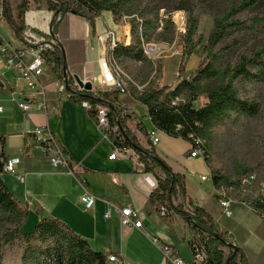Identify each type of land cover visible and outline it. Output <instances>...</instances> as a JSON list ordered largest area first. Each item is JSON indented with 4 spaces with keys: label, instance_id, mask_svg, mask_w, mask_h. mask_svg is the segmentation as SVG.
<instances>
[{
    "label": "crops",
    "instance_id": "0c3cea01",
    "mask_svg": "<svg viewBox=\"0 0 264 264\" xmlns=\"http://www.w3.org/2000/svg\"><path fill=\"white\" fill-rule=\"evenodd\" d=\"M10 7L16 19L17 10L11 0ZM27 15L32 16L33 31L49 32L53 13L47 8L27 9L24 13L25 27ZM107 27L115 28L121 43L130 42L129 24L115 23L109 11H103L95 18L93 31L84 18L74 13L63 15L55 37L62 49L63 62L67 65V77L74 79L77 75L98 88L100 71L97 59L106 51V43L100 37ZM0 41L9 43L24 61H29L25 43L2 15L1 3ZM4 61V56L0 54L3 152L6 159L19 158L16 171L23 174V179L4 172L0 177L13 197L28 208L26 220L34 224L36 215L38 220L58 219L85 239L92 249L106 255L115 254L124 264H172L163 256V245H171L186 262L192 259L189 241L194 232L177 207L187 210L188 206L196 204L211 216L227 241L239 249L242 264H264V216L237 201L231 204L232 215L226 216L219 204L221 195L218 192H234L222 185H213L211 177L201 180L202 175L212 174L211 169L201 157L188 156L189 141L160 130L159 141L151 145L149 137L136 125L137 118L146 116L143 119L145 130L148 132L153 128L145 105L134 98L133 102H123L119 97L121 94L115 93V104L123 114H127L126 125L135 134L138 143L145 149H153L157 157L179 177L185 194L177 188L170 201L151 199L155 179L164 178V174L158 167L145 170L133 147L121 146L125 153H116L109 158L119 146L111 136L102 135L91 112L80 103L74 104L69 100V89L58 92L61 81L48 63L37 80L27 81L19 76L15 65L4 68ZM40 86L43 98L38 95ZM22 103L30 104V108L23 110L20 107ZM40 103L43 105L39 106ZM53 108H56L55 112ZM37 126L51 131L70 163L78 165L77 170L71 173L64 166L53 167L48 157L40 152L24 153L26 146L32 142L29 133ZM85 189L96 197L94 206L89 210L79 202ZM160 205L165 207V214H161ZM123 206L139 210L142 227H126L119 223L116 210ZM107 210L111 213L109 218L104 217Z\"/></svg>",
    "mask_w": 264,
    "mask_h": 264
},
{
    "label": "trees",
    "instance_id": "16d2710c",
    "mask_svg": "<svg viewBox=\"0 0 264 264\" xmlns=\"http://www.w3.org/2000/svg\"><path fill=\"white\" fill-rule=\"evenodd\" d=\"M49 12L56 13L50 34L44 35L47 39L55 38L56 28L66 13H74L94 29V20L101 12L109 11L115 23L123 18L130 27V42H119L114 48L115 58L119 63L140 62L148 71L153 70L151 61L146 57L143 43L153 41L171 44L180 36L184 52L190 56L196 44L193 37L197 30L199 15L211 14L213 26L203 47L204 61L201 62L193 74L183 78L173 88L168 86H149L136 94L135 99L146 106L150 124L164 133L180 137L191 142L189 134L203 141L201 149L207 158L206 142L212 136L213 128L226 122L239 119H251L259 116L262 103L259 99L242 95L240 85L246 83H264V14L260 16L241 18L247 10L261 7L264 10V0L230 1L219 7L217 0H44ZM214 1V2H213ZM212 2V3H211ZM2 15L12 27L15 34L21 38L24 29V13L28 9V0H21L17 6V15L14 18L10 0H0ZM185 13V31L177 29L172 13ZM250 34L256 41L254 45L242 49L235 62L220 65V51L239 50L242 41L233 38L226 43L231 35ZM52 71L59 81L67 84L71 91L69 100L80 103L87 100L91 104L98 102L108 103L110 121L118 125L121 138L115 140L118 146L133 147L145 170L158 167L164 178H158V187L150 194L152 200L160 202L170 201L176 189L184 195L185 191L179 177L171 172L167 165L159 163L153 149H145L136 136L126 125L127 114H120V110L112 105L106 92H99V96L87 99L83 92L72 88L71 76L64 77L62 71L63 56L59 43L52 50L42 51ZM148 72L145 75L147 79ZM118 93L117 90L113 91ZM203 96L206 102L195 107L194 101ZM178 100L172 104V100ZM98 99V101H97ZM95 118V113L91 112ZM137 118V128L147 137L143 119ZM4 137L0 133V175L6 157L3 152ZM161 162L162 159L159 158ZM164 162V161H163ZM239 177L252 172L253 167L235 169ZM241 174V175H240ZM238 177V178H239ZM212 173L211 180L215 186L236 187L237 180ZM172 182V184H171ZM259 213H264V196L254 199L250 203ZM192 213L177 207V211L184 218L189 228L194 232L193 238L203 246L207 264H242L239 249L229 243L225 234L213 223L211 216L196 204H191ZM28 214V208L21 205L7 189L0 177V264H108L106 254L91 248L89 243L75 234L68 226L53 218H42L34 226L31 233L22 231ZM191 240L189 243H191ZM20 245L18 262H5V252L14 245ZM226 245L228 254L225 256L219 248ZM233 254V255H232ZM232 255V256H231Z\"/></svg>",
    "mask_w": 264,
    "mask_h": 264
},
{
    "label": "built area",
    "instance_id": "2783aa9c",
    "mask_svg": "<svg viewBox=\"0 0 264 264\" xmlns=\"http://www.w3.org/2000/svg\"><path fill=\"white\" fill-rule=\"evenodd\" d=\"M32 22V16L28 17L27 15V26L21 33V40L25 43V50L30 56L29 61H24L20 57V53H18L17 50L15 51L9 45V43L0 41V54H2L5 59L3 64L4 68L15 65L18 68L19 76L27 81L37 80V77H39L43 73V68L46 65L47 61L41 55V52L52 50L54 45L58 43V39L56 37H50L49 39H47L44 35H42L43 33L40 34L33 31ZM44 33L49 35L48 31ZM100 38L102 41H106V51L104 55L97 59L100 71V80L96 85L98 87L96 89L94 88L95 84L90 81L92 83V90L90 94L92 93L93 96L98 97L100 91L112 93L115 90H117L120 94L126 93V81L128 79V76L124 73L120 63L117 61L114 55V48L120 42L119 37L116 35L113 29L109 28L105 30L103 36ZM144 46H147V48H149V43H143V49ZM177 53H179V51H177ZM175 76L177 83H179L183 78H188L190 75L183 76L179 73L178 70H176ZM177 83L172 85L170 88H173ZM66 86L67 84L62 81L58 85V92H63ZM72 88L75 91L84 92L82 87L79 86L75 79H73ZM38 95L43 98V89L41 86L38 90ZM177 100L178 98L172 100V104H174ZM41 105H43V103L39 104V106ZM80 105L87 111L95 113L96 125L104 137L111 136L114 141L121 138V133L118 130V125L110 121L111 108L108 103L98 102L95 104H91L87 100H82L80 102ZM112 105L115 107V104L112 103ZM20 107L23 110H26L30 108V104L22 103L20 104ZM53 111L55 112L56 108H53ZM120 114L123 115L121 110ZM159 132L160 130L155 127L147 132L151 145H155L159 141ZM29 135L32 142L29 143L24 149L25 154L31 155L35 152H40L48 157V160L53 167L64 166L71 173H73L74 170L78 169L77 164L70 163L68 157L66 156L57 139L50 130H44L43 127L37 126L32 131H30ZM189 137L191 138V142H189L190 151L188 153V156L191 158L199 156L203 159V151L201 149L203 141L199 138H195L192 134H189ZM116 153L124 154L125 150L123 147L119 146L114 150L109 158H113ZM18 162L19 158L17 157L7 158L4 162L2 170L4 173L14 174L17 179L22 180L23 174L17 173L16 171V164ZM211 176L212 174H210L209 176L202 175L200 178L201 180H205ZM155 180L156 181L154 182V188L156 189L158 187V178H156ZM228 189L234 192V194L225 190L218 192L221 195L219 204L226 216L232 215L231 204L232 202L236 201L247 205L253 211L264 216V213H259L250 204L252 200L261 199L264 196V181H261L255 172H249L241 175L237 180L236 187H228ZM95 200V195H93L86 189L79 198V202L84 207V209L87 210L91 209L94 206ZM159 209L161 214H165L164 206L160 205ZM187 211L192 213V207L188 206ZM116 213L118 214V221L122 226H133L136 228L142 227V221L140 219V212L138 209L132 208L130 206H123L117 209ZM110 216L111 213L109 210L104 212L105 218H109ZM189 246L192 251V260L190 262H186L180 256H178L176 250L171 245H163L161 247V251L164 258L172 264H207V258L203 246H201L195 240H191ZM219 248L223 251L225 256L228 254V248L226 245H221L219 246ZM226 250L227 253H225ZM106 260L107 263L110 264H124L117 258L115 254H108L106 256Z\"/></svg>",
    "mask_w": 264,
    "mask_h": 264
},
{
    "label": "rangeland",
    "instance_id": "374dc122",
    "mask_svg": "<svg viewBox=\"0 0 264 264\" xmlns=\"http://www.w3.org/2000/svg\"><path fill=\"white\" fill-rule=\"evenodd\" d=\"M11 1L13 7L17 10V6L21 0ZM229 2L228 0H217L216 5L223 7V5ZM46 6L44 0H28L27 7L34 11L40 8H46ZM262 14H264V10L261 7H256L242 13L240 17L250 18ZM172 19L177 29L185 31V13L183 11H174L172 13ZM16 21L18 22L19 20L16 18ZM125 23H127L125 18L119 22V24L122 25ZM212 26L213 16L211 14L202 13L199 15L197 30L193 37L196 46L190 56L185 54L183 42L181 37L178 36L171 44L153 41L149 43V48L144 46V53L153 66L152 71H148V68L140 62L120 63L124 73L128 76L126 81L127 92L121 93V95H119L120 99L123 102H133L132 99H135L136 94H139L143 89L149 86L171 87L177 83L175 76L176 70L183 76L192 75L196 67L204 61L205 55L202 51ZM106 29H109V27ZM113 30L115 31V28H113ZM233 38L240 39L242 45L239 50L220 51V65L225 66L235 62L242 49L256 43L250 34L231 35L226 43ZM104 42L106 43V41ZM177 51H179V53H177ZM147 72L148 76L147 79H145ZM240 89L242 95H248L260 100L263 107L262 113L255 118L229 121L213 128L212 136L210 140L206 142L205 147L208 157L206 158L205 154H203L202 157L209 165L211 173L228 177L231 181H236L239 177L235 170L238 166L245 168L253 167L254 170L252 172H255L258 178L264 181V83L254 85L246 83L240 85ZM107 95L108 99L112 101L113 104L117 102L114 92L107 93ZM205 102L206 98L200 96L194 101V105L198 108ZM117 106L118 105L115 104V107L119 109ZM137 107L139 108L140 106L138 105ZM36 217L37 219L34 224L25 220L22 225V231L25 234H29L33 231L35 224L39 221L38 215H36ZM20 251V245L18 244L7 249L5 252V262H18ZM225 253H227V250Z\"/></svg>",
    "mask_w": 264,
    "mask_h": 264
},
{
    "label": "water",
    "instance_id": "95a60500",
    "mask_svg": "<svg viewBox=\"0 0 264 264\" xmlns=\"http://www.w3.org/2000/svg\"><path fill=\"white\" fill-rule=\"evenodd\" d=\"M55 16H56V13H53V17H52V19H51V22H50V24H49V32L51 31V27H52V24H53V20H54V18H55ZM66 68H67V65H66V63H65V61L63 62V65H62V71H63V75H64V77H65V79H66ZM74 79L76 80V82L79 84V86L80 87H82V89H83V93H82V96L83 97H85V98H87V99H92V98H94L91 94H90V92H91V90H92V83L89 81V80H83V79H81V78H79L77 75H75L74 76ZM66 88L68 89V86H66ZM97 101H98V99H97ZM133 147H135V144H133ZM158 161H159V163L160 164H162V165H165V163L162 161L161 162V160H159V158H158ZM171 184H172V182H171ZM233 255V254H232ZM231 255V256H232Z\"/></svg>",
    "mask_w": 264,
    "mask_h": 264
}]
</instances>
